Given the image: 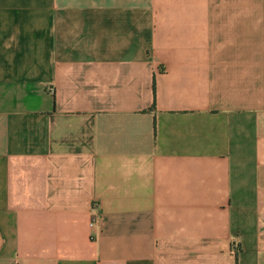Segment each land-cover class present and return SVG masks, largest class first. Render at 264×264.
Returning a JSON list of instances; mask_svg holds the SVG:
<instances>
[{
  "label": "crops",
  "instance_id": "crops-1",
  "mask_svg": "<svg viewBox=\"0 0 264 264\" xmlns=\"http://www.w3.org/2000/svg\"><path fill=\"white\" fill-rule=\"evenodd\" d=\"M0 264H264V0H0Z\"/></svg>",
  "mask_w": 264,
  "mask_h": 264
}]
</instances>
